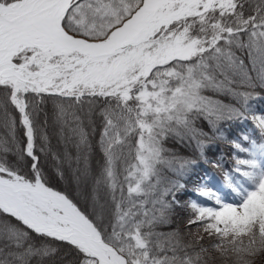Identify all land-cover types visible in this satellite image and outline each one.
Segmentation results:
<instances>
[{
    "label": "snow or ice",
    "instance_id": "1",
    "mask_svg": "<svg viewBox=\"0 0 264 264\" xmlns=\"http://www.w3.org/2000/svg\"><path fill=\"white\" fill-rule=\"evenodd\" d=\"M257 89L264 0H0V264H264Z\"/></svg>",
    "mask_w": 264,
    "mask_h": 264
},
{
    "label": "trees",
    "instance_id": "2",
    "mask_svg": "<svg viewBox=\"0 0 264 264\" xmlns=\"http://www.w3.org/2000/svg\"><path fill=\"white\" fill-rule=\"evenodd\" d=\"M257 91L260 93V96L264 98V91L260 89H257ZM250 103L252 104V109L254 112L257 114L264 113V99H256ZM199 127H201L204 132L208 133L209 136H214L213 130L206 124V122H201ZM220 129L221 135L215 136L212 140H210L208 142L209 146L206 149L207 158L219 163V168H214L210 164L206 163L204 159L199 158V153L195 151V142H193L192 145H182L173 141L168 143V147L173 151L177 150L175 152H177L179 155L196 160L194 170L190 172L188 176L183 178V181L188 184L189 189L202 180L208 181L211 177H214L216 180L220 179L223 181L224 173L231 170L234 163V150L230 141L237 140L243 134L252 135L254 132V125L249 118L245 121H231L222 123L220 125ZM52 184L54 187L60 190L68 191L69 194L72 193L73 195V192H70L72 187L67 183V181L60 180L58 177H55L52 180Z\"/></svg>",
    "mask_w": 264,
    "mask_h": 264
},
{
    "label": "rangeland",
    "instance_id": "3",
    "mask_svg": "<svg viewBox=\"0 0 264 264\" xmlns=\"http://www.w3.org/2000/svg\"><path fill=\"white\" fill-rule=\"evenodd\" d=\"M54 143H56V141L55 140H53V144ZM55 145V144H54ZM212 178V177H211ZM208 181H211V183H213V184H215V185H220L221 183L220 182H218V181H215V180H213V179H209ZM68 183V182H67ZM69 184V183H68ZM70 192H73L72 191V188H71V191ZM72 194V193H71ZM73 195H74V193H73Z\"/></svg>",
    "mask_w": 264,
    "mask_h": 264
},
{
    "label": "bare ground",
    "instance_id": "4",
    "mask_svg": "<svg viewBox=\"0 0 264 264\" xmlns=\"http://www.w3.org/2000/svg\"><path fill=\"white\" fill-rule=\"evenodd\" d=\"M191 147V146H190ZM175 151H177V150H175ZM183 152V151H182ZM192 152V151H191ZM193 154V153H192ZM65 188V187H64Z\"/></svg>",
    "mask_w": 264,
    "mask_h": 264
}]
</instances>
